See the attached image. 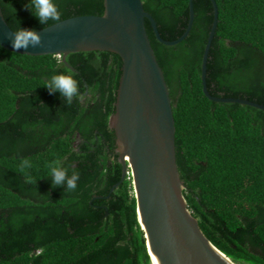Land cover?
<instances>
[{
    "label": "trees",
    "instance_id": "16d2710c",
    "mask_svg": "<svg viewBox=\"0 0 264 264\" xmlns=\"http://www.w3.org/2000/svg\"><path fill=\"white\" fill-rule=\"evenodd\" d=\"M11 28L39 30L24 5L0 0ZM62 20L101 15L105 0H54ZM166 40L185 31L190 0H143ZM218 24L207 64L214 96L264 104V0H216ZM15 8V13L12 9ZM194 23L176 45L158 41L146 27L168 83L176 120L177 162L185 196L208 238L239 264H264V110L217 102L204 92L202 61L214 22L211 0H194ZM32 56L0 45V264H153L137 213L131 174L108 166L105 146L77 154L65 130L104 132L115 111L121 57L110 51ZM74 72L80 99L71 105L43 86L56 74ZM87 82L89 94L83 101ZM97 93L100 94L99 99ZM102 116V120L100 119ZM94 140L93 138H89ZM101 139V138H100ZM91 149L89 146L86 149ZM32 163L20 171L22 159ZM103 158V159H102ZM79 172L75 191L52 186L49 163Z\"/></svg>",
    "mask_w": 264,
    "mask_h": 264
},
{
    "label": "water",
    "instance_id": "95a60500",
    "mask_svg": "<svg viewBox=\"0 0 264 264\" xmlns=\"http://www.w3.org/2000/svg\"><path fill=\"white\" fill-rule=\"evenodd\" d=\"M202 61L205 94L217 102H238L264 110V104L237 97L214 96L207 85V64L218 24V5ZM190 0L187 31L176 40L164 39L143 0H105L101 15H79L36 30L42 45L14 50L15 30L5 17L0 1V45L32 56L66 57L82 51H110L122 59V74L116 108L110 125L117 136L122 180L131 174L137 213L154 264H239L219 249L203 231L199 218L190 209L176 147V120L170 89L151 44L146 20L157 38L175 45L189 33L194 19ZM123 145V148L120 146ZM119 185L116 184V186Z\"/></svg>",
    "mask_w": 264,
    "mask_h": 264
},
{
    "label": "clouds",
    "instance_id": "9594fccd",
    "mask_svg": "<svg viewBox=\"0 0 264 264\" xmlns=\"http://www.w3.org/2000/svg\"><path fill=\"white\" fill-rule=\"evenodd\" d=\"M39 21L41 25L48 24L50 21L59 23L62 20V12L54 0H29L24 5ZM15 13V8L12 9ZM11 45L14 50L27 49L28 47H37L42 45V37L35 29L19 28L12 34ZM77 74L68 72L53 75L45 82V86L50 94L59 92L68 105L73 103L74 99H80V81L76 78ZM123 148V145L120 146ZM32 163L29 159H22L20 162V171L25 172L30 169ZM50 169V177L52 178V186H63L66 191H75L77 182L80 179L79 172L72 170L69 174V168L61 164L59 160H54L48 165ZM26 182L35 183L36 181L30 174L25 172Z\"/></svg>",
    "mask_w": 264,
    "mask_h": 264
},
{
    "label": "flooded vegetation",
    "instance_id": "af4514ba",
    "mask_svg": "<svg viewBox=\"0 0 264 264\" xmlns=\"http://www.w3.org/2000/svg\"><path fill=\"white\" fill-rule=\"evenodd\" d=\"M213 3V2H212ZM214 6V5H213ZM151 14V13H150ZM190 14H191V9H190ZM152 15V14H151ZM194 15H195V13H194ZM155 19V18H154ZM214 19H215V7H214ZM156 20V19H155ZM150 22V21H149ZM189 22H190V16H189V21H188V25H187V27H186V29H185V31H184V33L187 31V29H188V27H189ZM151 23V22H150ZM193 23H194V19H193ZM193 23H192V26H193ZM152 25V24H151ZM158 25V24H157ZM192 26H191V28H192ZM213 26V25H212ZM153 27V26H152ZM159 29V28H158ZM154 30V29H153ZM212 30V29H211ZM190 31H191V29H190ZM190 31H189V33H190ZM160 32V31H159ZM183 33V34H184ZM189 33H188V35H189ZM210 33H211V31H210ZM154 34H155V32H154ZM161 34V33H160ZM182 34V35H183ZM181 35V36H182ZM187 35V36H188ZM155 36H156V34H155ZM162 36V35H161ZM180 36V37H181ZM186 36V37H187ZM179 37V38H180ZM185 37V38H186ZM156 38H157V36H156ZM179 38H177V39H179ZM184 38V39H185ZM158 39V38H157ZM183 39V40H184ZM176 40V39H175ZM209 40V39H208ZM158 41H160L159 39H158ZM161 42V41H160ZM181 42V41H180ZM179 42V43H180ZM162 43V42H161ZM164 44V43H163ZM178 44V43H177ZM166 45V44H165ZM176 45V44H175ZM67 58V57H66ZM63 62L66 64V65H68V66H70V68L72 69V70H74V71H76V69L73 67V66H71L69 63H68V61H67V59H63ZM84 85L86 86V91L83 93V94H85L84 96H83V101H84V103L87 101V100H92V103H91V105H94L95 104V100L97 99V97L95 98V99H93V98H90V99H86V97L85 96H87L88 94H89V96H92L93 95V93L92 92H90V89H89V86H88V83L87 82H85L84 83ZM118 91V90H117ZM97 96H98V99H99V96H100V94H98L97 93ZM117 98V97H116ZM115 108H116V102H115ZM115 112V111H114ZM114 112L112 113V114H110L109 116H108V118H107V124H106V126H107V128L109 129V131H114V133H115V130L111 127V125H110V120H111V116L114 114ZM100 119L102 120L103 118H102V116H100ZM66 134H70V141H71V143H72V146H73V148L75 149V151L77 152V154L78 155H80L81 156V158H83L85 155H87V153L88 152H98L99 151V149L101 148V144H103L104 146H105V153L104 154H106V152H107V156H108V161H109V163H108V166H110L111 165V163H113L114 161H117V162H120L121 163V161H120V155H119V149H118V144H117V136H116V133H115V137L113 138V148H112V146L109 144L110 143V141L104 136V132H102L100 129H98V128H94L90 133L88 132V133H86V132H84V131H82V130H80L78 127H76L75 129H73V130H65L64 131ZM88 137L89 138H93L94 140H90V139H88ZM101 138V139H100ZM109 142V143H108ZM90 147L91 149H86V147ZM103 159V158H102ZM81 160L82 161H86L84 158L83 159H80V160H77L76 161V163H75V165L74 166H78L79 164H80V162H81ZM121 165H122V163H121ZM122 175H123V166H122ZM123 180H122V178H121V180L118 182L119 184L122 182ZM118 183H116V184H118ZM116 184L114 185V187H112L111 188V192L118 186H116Z\"/></svg>",
    "mask_w": 264,
    "mask_h": 264
},
{
    "label": "bare ground",
    "instance_id": "6f19581e",
    "mask_svg": "<svg viewBox=\"0 0 264 264\" xmlns=\"http://www.w3.org/2000/svg\"><path fill=\"white\" fill-rule=\"evenodd\" d=\"M153 259H154V264H160V263L158 262V259H157V257H156L155 255H153Z\"/></svg>",
    "mask_w": 264,
    "mask_h": 264
}]
</instances>
